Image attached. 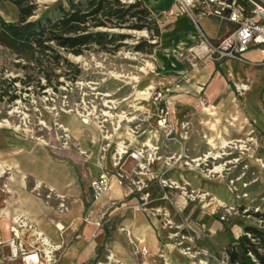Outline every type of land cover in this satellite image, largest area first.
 <instances>
[{
	"label": "rangeland",
	"instance_id": "1",
	"mask_svg": "<svg viewBox=\"0 0 264 264\" xmlns=\"http://www.w3.org/2000/svg\"><path fill=\"white\" fill-rule=\"evenodd\" d=\"M56 1L40 0V4L52 5ZM171 9L156 17L165 38H160L152 55L132 51L138 40L132 39L127 41L129 48L116 54L86 53L79 56L80 61L68 56L82 71L75 83L70 81L71 70L61 66L56 73L60 74L59 81L64 84L58 91L52 88L40 91L35 85L37 81H34V85L26 89L27 92H17L19 98L15 102L0 100V130L40 143L53 157L74 166L84 185L94 180L88 174V155L81 151L65 125L71 119L96 125L104 144H111L110 154L119 142L131 147L140 146L152 132V135H157L159 154L164 160L183 155L182 161L173 160L171 167L167 168L180 176L186 174L185 177L190 179L189 184L184 186L175 182L178 187L169 189L161 185L162 181L169 179L168 176L161 174L155 179L149 174L150 177L142 179V193L138 192V185L130 187L134 194H141L143 198L157 182L160 190H165L161 199L164 200V195L168 194L170 199L165 201L174 203V210L168 218L160 211L154 212L156 218L150 215L169 238L163 240L162 248L158 252H138L135 249L128 258L129 263H124L115 252H110L115 232L126 234L129 238V233L122 226L123 218L132 216L142 208L136 203L130 205L125 200L115 203L96 224L98 229H108L111 233L97 264H130L131 261L132 264H239L235 260L238 256L240 258L242 252L238 246V240L242 237L245 238L244 249L256 250L264 257V140L245 119L230 114L228 110H219L203 96L197 103L186 104L182 113H178L180 104L174 99L175 110L168 116L163 115L167 121L163 122L161 129L158 127L159 112L152 110L151 106L147 107L146 101L140 104L145 108L139 111L135 109L140 96L148 88L166 91L172 97L173 93L166 90L161 82L173 80L174 84L179 83L182 74H176V65L181 64L186 74L190 75L205 63L217 62L207 58L197 60L199 68L193 71L191 59L192 50L197 46L196 34L193 40L171 34L179 20L168 17ZM41 13L42 10L36 17ZM17 16L16 7L0 0V19L12 22L17 21ZM134 35L138 38L148 37L144 33ZM12 62L0 48L1 81L23 78L22 72ZM156 80L160 81L158 87H152V82ZM45 83L43 79L41 85ZM16 86L19 90L25 88L20 83ZM212 112L214 115L211 116ZM105 113L113 117H105ZM119 116H123V123H118ZM105 120V128L100 129ZM172 127L170 140L166 135ZM186 131L187 139L182 140L180 137ZM185 157L189 158V166L184 164ZM216 168H221V171L215 173ZM6 170V165L0 163V187L8 197L12 194L11 171ZM36 196L46 200L50 198L44 188ZM99 201L94 200L91 206ZM13 240L17 242V256L24 259L34 255L24 251L21 240ZM13 240L9 242L10 246ZM130 244L137 248L135 240H130ZM61 251L57 249L48 255L43 250L40 252L41 264L58 263L63 254ZM249 256L255 264H262L254 254Z\"/></svg>",
	"mask_w": 264,
	"mask_h": 264
},
{
	"label": "crops",
	"instance_id": "2",
	"mask_svg": "<svg viewBox=\"0 0 264 264\" xmlns=\"http://www.w3.org/2000/svg\"><path fill=\"white\" fill-rule=\"evenodd\" d=\"M143 1L156 17L173 8L172 0ZM5 4L15 7L10 2ZM202 27L214 39L223 38L230 29L229 25L216 19L204 20ZM172 33L179 38L183 35L193 40L196 32L187 18L179 17ZM164 38L165 32L161 36L162 40ZM176 66V74H182L179 83L174 84L172 80L161 84L173 93L172 97L180 104L178 113L185 110L186 104L197 103L203 96L219 110H228L230 114L245 119L264 140V53L258 47L251 46L244 55V61L205 63L190 75L186 74L181 64ZM159 83V80L152 82V87H158ZM147 103V107L157 110ZM65 125L81 151L88 155V174L92 180H98L104 173L111 174L110 150L105 160H101L104 142L98 127L78 119H71ZM0 163L6 165V171H11L12 185V194L8 197L0 187V264H30L29 257L23 259L13 254L14 250L9 245L13 239L21 240L25 252L38 256V263L32 261L31 264H41L40 252L43 250L49 255L57 249H61L63 254L56 264H97L111 233L108 229H98L96 224L115 203L125 200L130 205L139 204L143 209L123 218L122 226L129 233V238L126 234L115 232L110 252H115L124 263H129L128 258L135 249L138 252H158L163 240L169 239L150 216L156 218L154 212L160 211L168 218L174 210V203L161 199L165 190H160L157 182L147 191L146 202L130 187L114 183L111 192L91 206L94 200L90 183L84 185L80 182L74 166L53 157L40 143L4 130H0ZM161 174L168 176V181L180 185L190 181L186 174L180 176L163 162H157L150 175L157 179ZM43 188L49 200L36 196ZM130 240H135L137 248L130 244Z\"/></svg>",
	"mask_w": 264,
	"mask_h": 264
},
{
	"label": "trees",
	"instance_id": "3",
	"mask_svg": "<svg viewBox=\"0 0 264 264\" xmlns=\"http://www.w3.org/2000/svg\"><path fill=\"white\" fill-rule=\"evenodd\" d=\"M3 1L17 8L18 19L15 22L0 19V48L23 74V78L0 80V100L8 99L9 103L19 98L18 91L27 92L34 81L40 91L47 88L58 91L64 84L56 73L61 66L71 70L70 81L75 83L82 71L68 59L70 55L116 54L129 48L127 41L132 39H138L132 51L152 55L163 32L143 0H57L52 5L40 4V0ZM139 33L148 37L134 35ZM43 79L45 85H41ZM17 83L25 88L19 90ZM244 240L243 237L238 240L242 252L234 260L239 264H255L249 256L252 253L264 264L259 252L243 248Z\"/></svg>",
	"mask_w": 264,
	"mask_h": 264
},
{
	"label": "built area",
	"instance_id": "4",
	"mask_svg": "<svg viewBox=\"0 0 264 264\" xmlns=\"http://www.w3.org/2000/svg\"><path fill=\"white\" fill-rule=\"evenodd\" d=\"M173 8L167 13L171 18H187L194 26L197 46L193 48L191 64L193 71L198 70L197 60L204 58L212 61L237 60L244 61V55L251 46L258 47L264 53V0H172ZM206 19H216L222 24L230 26L229 32L220 39L211 38L203 29L202 22ZM147 102H151L159 112L158 127L162 128L163 115L168 116L175 110L174 98H170L166 91L160 89L149 90ZM139 111V110H136ZM105 117H108L106 113ZM128 121V120H126ZM100 129L105 128L104 123ZM120 119L118 120V123ZM186 127L184 126L183 129ZM173 127L170 129L167 139L171 138ZM153 133H149V138L140 146L131 147L125 142H119L111 154L113 171L111 174L104 173L98 180L91 184L93 199L99 201L108 195L114 183L118 185H128L129 187L139 186L138 192L142 193L143 178H147L152 167L157 162H163L166 167H171L173 160L176 162L183 160V155L177 159L175 157L166 158L160 156V145L157 135L152 138ZM184 135V136H183ZM181 139H187L188 132H184ZM109 141L108 138H104ZM171 140V139H170ZM111 144L107 142L102 147L101 160L104 161L109 152ZM185 166H189V158L185 157ZM162 181L163 187H169ZM169 189H173L169 187ZM144 202L148 200L145 193L142 198ZM164 200H169V195L165 194ZM64 209V206H62ZM16 240H13L11 247L16 249ZM17 255V253H13Z\"/></svg>",
	"mask_w": 264,
	"mask_h": 264
},
{
	"label": "bare ground",
	"instance_id": "5",
	"mask_svg": "<svg viewBox=\"0 0 264 264\" xmlns=\"http://www.w3.org/2000/svg\"><path fill=\"white\" fill-rule=\"evenodd\" d=\"M75 60H77V61H80L81 60V57H77V58H75ZM148 90H152V89H150V88H148L147 90H146V92L142 95V96H140L141 98H140V100L139 101H137V107L135 108V106L133 105L132 107L133 108H135L136 110H140V109H142V107L140 106V104H141V101L143 102V101H146L147 100V98H148V95H149V93L147 92ZM136 100V99H135ZM106 115L108 116V117H113V116H111L109 113H106ZM212 115H214V112H212L211 113V116ZM119 119H120V122H122L123 120H124V118H123V116H119ZM215 127L213 126V129H214ZM156 137V135H153L152 136V138H155ZM210 143H212L213 144V141H210ZM227 144H229V143H227ZM224 144H222V146H223ZM226 145V144H225ZM215 146V145H214ZM223 148V147H222ZM220 156V155H219ZM215 170V173L216 172H220L221 171V168H216V169H214ZM214 173V172H213ZM164 183H166V184H168V186L169 187H171V188H173V189H176L178 186L176 185V183L175 182H172V181H166V182H164ZM46 243L48 244V242L46 241ZM14 253H17V249H15L14 248ZM26 259H28V258H26ZM28 260H30V264L32 263V261H34L35 263H38V256H36V255H33V256H31V257H29V259Z\"/></svg>",
	"mask_w": 264,
	"mask_h": 264
},
{
	"label": "water",
	"instance_id": "6",
	"mask_svg": "<svg viewBox=\"0 0 264 264\" xmlns=\"http://www.w3.org/2000/svg\"><path fill=\"white\" fill-rule=\"evenodd\" d=\"M69 57L72 58V59H73V58H74V59L77 58L76 56H73V55H70Z\"/></svg>",
	"mask_w": 264,
	"mask_h": 264
}]
</instances>
